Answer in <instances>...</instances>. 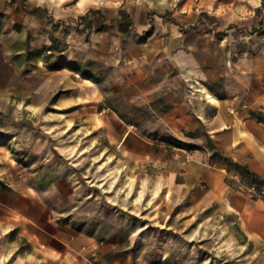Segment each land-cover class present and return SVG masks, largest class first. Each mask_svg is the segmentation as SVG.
<instances>
[{"label": "rangeland", "instance_id": "rangeland-1", "mask_svg": "<svg viewBox=\"0 0 264 264\" xmlns=\"http://www.w3.org/2000/svg\"><path fill=\"white\" fill-rule=\"evenodd\" d=\"M181 2L148 16L162 15L172 34L192 33L193 42L198 32L212 37L222 58L215 81L180 79L178 69L171 79L136 74L135 81L116 66L74 60L71 50L52 53L64 44L52 41L61 25L49 11L35 14L40 24L33 25L24 1L0 4V245L5 227L44 222L50 208L56 222L87 224L110 256L133 254L136 264H264V249L249 243L234 217L215 204L185 214L180 192L172 189V214H160L172 172L180 187L181 168L172 165L180 161L178 150H191V139L206 133L202 126L176 135L164 118L172 108L182 103L196 115L209 94L236 95L248 104L234 107L264 119V78L239 71L244 58L264 54V0L251 11L218 0L194 9ZM86 16L74 20L76 27L77 20L88 25ZM183 17L189 22L181 25ZM164 80L173 82L164 86ZM63 207L87 214L72 220L73 214H60ZM9 241L29 247L17 229Z\"/></svg>", "mask_w": 264, "mask_h": 264}, {"label": "crops", "instance_id": "crops-1", "mask_svg": "<svg viewBox=\"0 0 264 264\" xmlns=\"http://www.w3.org/2000/svg\"><path fill=\"white\" fill-rule=\"evenodd\" d=\"M6 1L0 0V4ZM18 1L27 4L33 25L40 24L34 15L41 11H49L53 20L61 25L52 41L55 44L63 42L64 45L60 49L52 47L49 50L52 53L65 54L71 50L69 56L74 60H91L107 67L116 66L124 77L130 79L131 74V80L135 81L136 74L140 78L164 75L165 79H171L176 69L181 74L180 79L183 75H192L201 81H215L222 76L220 45L212 37L198 32L193 42L192 33L172 34L171 26L169 29L164 26L165 18L162 15L154 20L149 18L150 9H155L159 14L165 13L174 6V0ZM215 2L182 0L180 7H213ZM218 2L251 11L253 7H259L262 0ZM85 15L88 25L84 27L77 20L79 27H76L74 20ZM236 18L235 21L238 20ZM69 19L73 23L66 28L63 21ZM188 19L183 17L179 22L184 25L189 22ZM263 58L264 54L253 60L244 58L239 71L264 78ZM85 79L93 81L92 78ZM163 82L166 86L173 81ZM214 97L216 102L202 101V108L196 115L181 103L164 117L170 119L176 135L184 130L196 133L202 126L206 127V133L191 139V150H178L176 155L180 161H173L172 165L179 164L181 168L180 187L174 186L177 175L172 172L166 181L168 187L165 188V199L160 204L163 208L160 214L165 217L172 214L167 209L171 208L169 200H173L174 189L180 192L182 206L188 210L185 214L193 215L215 204L220 212L234 217L238 229L249 243L264 249V185L260 190L250 186L249 180L236 170H230L226 161L230 159L246 166L264 181V121L252 117L250 111L234 107L240 103L248 104L240 96ZM262 111L264 116V109ZM117 127L122 128V125L117 123ZM209 139L216 153L210 150ZM149 154L152 155L151 150ZM214 155L216 158H212ZM249 187H254L255 191L250 192ZM51 193L46 194L50 196ZM50 211V208L45 210L44 222H22L16 228L5 227L4 240L0 245V264H136L133 254L110 256L104 243H98L88 232L87 224L80 227L72 221L58 223V217L49 214ZM62 211V216L73 214L72 220L87 214L86 209L70 213L69 207H63ZM16 229L19 236L26 239L28 248L16 247L9 241Z\"/></svg>", "mask_w": 264, "mask_h": 264}, {"label": "trees", "instance_id": "trees-1", "mask_svg": "<svg viewBox=\"0 0 264 264\" xmlns=\"http://www.w3.org/2000/svg\"><path fill=\"white\" fill-rule=\"evenodd\" d=\"M85 17H83L84 19ZM85 76L84 74H82ZM261 121H264V119H260ZM211 140L209 139V144L211 145ZM213 144V143H212ZM186 145H182V147H185ZM215 147V146H214ZM216 149V148H215ZM215 156V155H214ZM217 156V154H216ZM228 168L230 170H236L239 172L244 179L249 180L250 186H255L257 190H260L261 187L264 185V181H262L255 173L251 172L246 166H243L241 164H237L232 162L230 159H226Z\"/></svg>", "mask_w": 264, "mask_h": 264}, {"label": "bare ground", "instance_id": "bare-ground-1", "mask_svg": "<svg viewBox=\"0 0 264 264\" xmlns=\"http://www.w3.org/2000/svg\"><path fill=\"white\" fill-rule=\"evenodd\" d=\"M208 97H209V100H210V101H215V97H214L212 94H209Z\"/></svg>", "mask_w": 264, "mask_h": 264}, {"label": "built area", "instance_id": "built-area-1", "mask_svg": "<svg viewBox=\"0 0 264 264\" xmlns=\"http://www.w3.org/2000/svg\"><path fill=\"white\" fill-rule=\"evenodd\" d=\"M248 190H249L250 192H254V191H255L254 187H249Z\"/></svg>", "mask_w": 264, "mask_h": 264}]
</instances>
